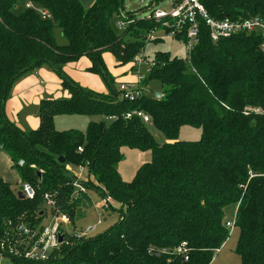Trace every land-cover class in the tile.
Returning <instances> with one entry per match:
<instances>
[{"label": "trees", "instance_id": "1", "mask_svg": "<svg viewBox=\"0 0 264 264\" xmlns=\"http://www.w3.org/2000/svg\"><path fill=\"white\" fill-rule=\"evenodd\" d=\"M30 1L34 8H25L23 0H0V147L11 159L20 185L29 183L35 192L32 199L18 198L0 179V244L8 237L14 247H21L27 236L17 227L36 225L45 214V194L54 204L51 215L69 221L91 205L85 191L72 198L73 177L66 166H84L83 186L105 198L104 210L110 207L109 199L117 202L119 218L95 237H82L72 245L64 240L45 260L7 255L0 247V264L2 257L12 264H210L230 235L224 220L230 205L235 206L232 223L238 232L239 264H264L260 36L241 33L213 42L202 25L198 44L185 58L168 51L154 53L155 65L142 84L158 81L161 97L127 101L114 88L102 54L110 53L119 65L130 63L143 52L146 33L156 24L125 13L123 0H93L87 9L81 0ZM200 1L214 18L264 19V0ZM117 17L133 22L117 33ZM56 29L66 43H57ZM83 56L92 62L88 70L108 83L109 93L82 87L64 73L65 64ZM43 65L59 76L69 97L42 99L38 128L21 131L6 117L5 103L14 83ZM132 110L148 114L168 142L157 143L139 118L125 119ZM62 115L102 120L89 122L84 131H59L54 118ZM109 116L116 118L103 119ZM182 126L199 128L200 138L179 140ZM123 147L151 154L127 182L117 170ZM60 156L64 163L58 162ZM20 159L22 166L17 164ZM182 243L187 260L175 253Z\"/></svg>", "mask_w": 264, "mask_h": 264}, {"label": "rangeland", "instance_id": "2", "mask_svg": "<svg viewBox=\"0 0 264 264\" xmlns=\"http://www.w3.org/2000/svg\"><path fill=\"white\" fill-rule=\"evenodd\" d=\"M81 2L83 7L87 9L91 6L93 0H81ZM19 7L22 8L21 3H19ZM167 8L168 0H163L162 2L157 3L156 5H154L153 0H143L142 2L140 0H123V11L135 15L136 18H142L147 16L152 9L166 10ZM115 21L113 23L114 30L117 33H121L122 30L116 27ZM55 37L57 43H66V39L62 35H60L59 29L55 30ZM126 39L130 38L126 37ZM157 51H168L172 56H176L179 58H185L187 56L183 42L174 38H164L163 40L159 41H148L146 42L145 48L143 49L142 53L147 56L148 59H152L154 53ZM109 57H111V55ZM103 62L105 67L107 68V71H112L114 69H116L117 72L125 70V72L129 71V66H127L126 64L116 66L113 62L109 63L104 60ZM99 76L101 77V81L104 83V86L107 92L109 93L110 88L108 86V83L104 80L101 75ZM121 76L123 77L126 75ZM113 86L116 90H118L119 84L116 83V81H114ZM147 86L148 87L144 90V92L150 96L155 95L156 92L161 91V86L156 80L151 81ZM64 119L66 120H63V125L59 122L57 123L56 126L58 128L61 127L64 130L77 129L80 131H84L89 122L102 120V117L71 115L65 117ZM146 126L157 143L162 144L168 142V139L151 123L146 124ZM200 134L201 130L199 128L192 126H182L179 130L178 139L185 141H196L200 138ZM121 151L123 153V159L118 163L117 170L122 180L127 182L133 178L136 170L141 164L150 160L151 154L150 151H141L138 149H130L127 147H123ZM32 167L33 169H38V167L34 165H32ZM12 188L14 191H18L20 188V184L12 185ZM84 189L86 194L90 197L91 205L87 206L86 208H81L80 215L76 216L75 219L70 220L69 222H58L59 232L64 235V240H67L65 244L67 243L68 245H72L77 242L80 238H82L81 236H79V234L83 232L86 227L95 225L94 231L86 235L87 238H92L108 230L111 226L115 224V222L119 218L117 202H114L113 200L109 199L110 207L107 206V210H104L102 206L105 204V198L94 189H89L85 186ZM79 195L80 194L75 192L74 190L72 198L74 199ZM41 207V209L45 208V214L40 215V218L36 219L37 223L36 225L32 226L31 235L28 237L27 240L22 243L20 248H14L13 240L8 239V237L5 239V242L0 244L1 249L5 252V254L27 259L26 255L33 241L39 237L41 230L44 227L51 225L54 220L53 216L50 213V208L46 205V201ZM234 212V205L226 207L224 220L232 221ZM228 230L231 231H229L230 235L228 236L227 240L222 245V247L215 252L214 258L210 264H239L240 259L235 251L238 232L235 228H228ZM12 263L13 262H11L10 258L8 257H2L1 259V264Z\"/></svg>", "mask_w": 264, "mask_h": 264}, {"label": "built area", "instance_id": "3", "mask_svg": "<svg viewBox=\"0 0 264 264\" xmlns=\"http://www.w3.org/2000/svg\"><path fill=\"white\" fill-rule=\"evenodd\" d=\"M25 8H34L33 3L30 0H23ZM163 0H153L154 5L162 2ZM126 13V12H125ZM46 14L42 11V16ZM142 19L153 22L154 27L146 33V41L163 40L164 38H174L180 40L184 44L187 56L190 51L198 44L200 28L204 25L209 32V37L213 42H217L224 38H229L236 34H251L255 33L261 38V51L264 53V19L260 16H248L237 18H214L207 12L200 0H168V8L152 9L149 14ZM115 25L120 30H125L126 27L133 22V19H124L117 17ZM132 68V74L135 78L134 82H123L119 84L118 91L120 98L127 101H134L141 98L144 95H148L144 92L147 86L142 84L143 80L150 73L152 67L155 65L153 59H148L143 53L136 55L130 62ZM255 112H259L258 109ZM133 117L139 118L144 124L151 123V118L142 110H132L125 113V119H131ZM115 116L104 117L106 121L115 119ZM81 151V148H78ZM19 166L24 164L23 160H19L17 163ZM66 169L72 174L73 186L75 192H84L83 182L87 181V175L85 173V167L79 166L73 169L70 166H66ZM20 191L25 198L32 199L35 195L34 189L29 183H23L20 185ZM46 205L53 207V201L48 195H44ZM54 220L51 225L44 227L39 237L33 241L30 249L26 255L28 259L36 261L45 260L48 254L58 245L57 242L59 232L58 222H69L68 217L61 215L59 217H53ZM225 227L233 228L232 221H226ZM18 230H22L28 237L32 233V229H27L24 226L19 225ZM95 225L88 226L79 234L81 237H85L87 234L94 231ZM26 239V240H27ZM25 241V240H24ZM23 241V242H24ZM14 245V244H13ZM17 248V247H14ZM163 252H168L164 249ZM175 253L181 254L184 260H187L186 245L182 243L177 247Z\"/></svg>", "mask_w": 264, "mask_h": 264}, {"label": "crops", "instance_id": "4", "mask_svg": "<svg viewBox=\"0 0 264 264\" xmlns=\"http://www.w3.org/2000/svg\"><path fill=\"white\" fill-rule=\"evenodd\" d=\"M110 55L107 52L103 53V60L120 66L112 55L109 57ZM126 65L129 66L128 72H125L126 70L117 72L116 69L108 71L113 81L118 84L134 82L135 78L132 74L131 63ZM91 66V60L87 56H83L76 61L65 64L63 71L80 86L97 93L107 94L108 92L99 74L88 70ZM121 75L126 76L122 77ZM68 97L69 93L62 87L59 76L48 65H43L26 73L14 83L10 96L5 103V115L21 131L35 130L39 126V102L44 98L60 99ZM68 116L71 115L56 116L54 118V126L57 130H64L56 125L58 122L63 125V120H66L64 118ZM0 179L11 186L20 184L19 175L14 169L11 159L1 147Z\"/></svg>", "mask_w": 264, "mask_h": 264}, {"label": "water", "instance_id": "5", "mask_svg": "<svg viewBox=\"0 0 264 264\" xmlns=\"http://www.w3.org/2000/svg\"><path fill=\"white\" fill-rule=\"evenodd\" d=\"M140 1L142 2L143 0H140ZM161 95H162L161 93L156 92L154 96H155V98H160ZM58 162H59V163H64L65 160H64V158H63L62 156H60V157L58 158ZM17 196H18V198H21V199L24 198V195H23V193H22L20 190L17 191ZM57 242H58L59 244H61V243L64 242V235H63V234H58Z\"/></svg>", "mask_w": 264, "mask_h": 264}]
</instances>
